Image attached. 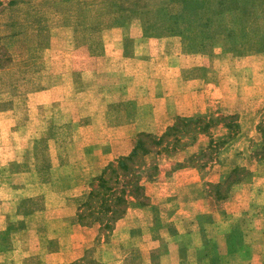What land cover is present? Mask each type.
Wrapping results in <instances>:
<instances>
[{
    "label": "rangeland",
    "instance_id": "obj_1",
    "mask_svg": "<svg viewBox=\"0 0 264 264\" xmlns=\"http://www.w3.org/2000/svg\"><path fill=\"white\" fill-rule=\"evenodd\" d=\"M7 1L0 264H264V0ZM87 54L93 73L72 70ZM166 130L137 169L145 204L80 223L117 151Z\"/></svg>",
    "mask_w": 264,
    "mask_h": 264
},
{
    "label": "trees",
    "instance_id": "obj_2",
    "mask_svg": "<svg viewBox=\"0 0 264 264\" xmlns=\"http://www.w3.org/2000/svg\"><path fill=\"white\" fill-rule=\"evenodd\" d=\"M15 0H8L7 5L14 4ZM2 0H0V5ZM2 49H0V55H2ZM5 54L7 52H4ZM8 59L5 63H2L0 67L4 68L11 62L10 54L5 55ZM1 62V57H0ZM232 123H228L226 127L230 129ZM207 124L203 126V129ZM258 129L262 134V139L259 144L254 146L252 151L253 158L262 162L264 161V119L259 122ZM168 135L166 130L159 138L151 135L150 133L140 132L138 140L127 155L119 156L115 161L109 162L102 170L99 176L96 178L97 186L90 187L86 195V199L80 204L77 212V218L80 223L86 225L92 222H99L100 228L108 230L112 227L113 223L121 218L126 210L131 206V201L136 200L140 205H144V199L146 196L143 194V185L141 183V177L137 173V169L144 163L142 155H146L150 152V148L147 144L160 145L163 136ZM242 171V177L237 180H242L250 174L248 169L243 167H237ZM236 168L232 170L235 172ZM123 182L121 189H117V185ZM132 199V200H131ZM95 207L98 210H93ZM236 233L233 229L228 234V250L229 252L237 251V247H234L229 243L233 239V235ZM242 242L238 244L240 246Z\"/></svg>",
    "mask_w": 264,
    "mask_h": 264
},
{
    "label": "crops",
    "instance_id": "obj_3",
    "mask_svg": "<svg viewBox=\"0 0 264 264\" xmlns=\"http://www.w3.org/2000/svg\"><path fill=\"white\" fill-rule=\"evenodd\" d=\"M101 57H103V56H101ZM101 57H94V56H92V55H90V54H87L86 55V57H85V64H84V67L82 68V67H79V66H75V67H73V69L72 70H77L78 72H80V71H82V73H93V68H94V66H92V65H90V66H88L87 65V59H89L90 60V62L93 60V58H101ZM78 57L76 56L75 57V63H78L79 62V59H77ZM67 60V59H66ZM89 62V63H90ZM96 68V67H95ZM58 87H60L59 85H54V86H52V87H50L49 88V91H51V90H55V89H58ZM43 91H45V90H43ZM130 125H133V124H130ZM125 126H127V125H125ZM123 127V126H112V127H110V128H112V129H116L115 131H118L119 129L121 130V129H124V128H126V127ZM134 127V126H133ZM108 153H115V150L114 149H112L111 150V152H108ZM117 153H118V155H123V154H126L127 152H121L120 150H118L117 151ZM106 155H109V154H106ZM117 156V155H116ZM112 157L110 156L104 163H106V162H108V160H110ZM100 167H101V165H100ZM97 168V167H96ZM139 209H142V208H138V210ZM227 233H224V235H226ZM229 234V233H228ZM239 247V246H238Z\"/></svg>",
    "mask_w": 264,
    "mask_h": 264
}]
</instances>
